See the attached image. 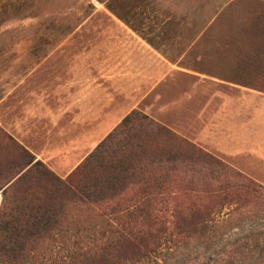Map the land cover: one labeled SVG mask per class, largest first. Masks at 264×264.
I'll list each match as a JSON object with an SVG mask.
<instances>
[{"label":"rangeland","instance_id":"374dc122","mask_svg":"<svg viewBox=\"0 0 264 264\" xmlns=\"http://www.w3.org/2000/svg\"><path fill=\"white\" fill-rule=\"evenodd\" d=\"M263 101L264 0H0V194L16 144L64 177L132 110L264 186ZM259 223L159 262L252 264Z\"/></svg>","mask_w":264,"mask_h":264},{"label":"trees","instance_id":"16d2710c","mask_svg":"<svg viewBox=\"0 0 264 264\" xmlns=\"http://www.w3.org/2000/svg\"><path fill=\"white\" fill-rule=\"evenodd\" d=\"M16 146L24 160L1 187L0 264H162L170 247L260 221L238 245L240 259L264 264V186L140 110L64 177Z\"/></svg>","mask_w":264,"mask_h":264},{"label":"crops","instance_id":"0c3cea01","mask_svg":"<svg viewBox=\"0 0 264 264\" xmlns=\"http://www.w3.org/2000/svg\"><path fill=\"white\" fill-rule=\"evenodd\" d=\"M71 108L73 109V106H76V103H71ZM76 108V107H75ZM76 118H77V114H76ZM259 120H261V126L256 125V123H259ZM262 132L264 134V101H263V106H262V112H261V116L258 115L256 116V120H255V124L249 125L248 129H247V137L250 139L251 137L255 138V133H260ZM249 134V135H248ZM240 138V137H239ZM231 147L234 149L235 148V142L234 140H232L231 142ZM255 152H257L258 154L264 156V146L263 147H258V149H255ZM250 161V160H248ZM246 161V162H248ZM251 162V161H250Z\"/></svg>","mask_w":264,"mask_h":264},{"label":"water","instance_id":"95a60500","mask_svg":"<svg viewBox=\"0 0 264 264\" xmlns=\"http://www.w3.org/2000/svg\"><path fill=\"white\" fill-rule=\"evenodd\" d=\"M0 197H1V194H0Z\"/></svg>","mask_w":264,"mask_h":264}]
</instances>
